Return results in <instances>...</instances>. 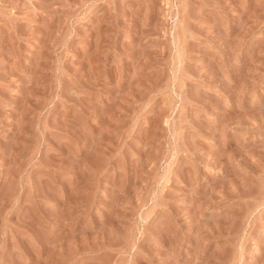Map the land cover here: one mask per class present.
I'll use <instances>...</instances> for the list:
<instances>
[{
    "label": "rangeland",
    "instance_id": "obj_1",
    "mask_svg": "<svg viewBox=\"0 0 264 264\" xmlns=\"http://www.w3.org/2000/svg\"><path fill=\"white\" fill-rule=\"evenodd\" d=\"M0 264H264V0H0Z\"/></svg>",
    "mask_w": 264,
    "mask_h": 264
}]
</instances>
